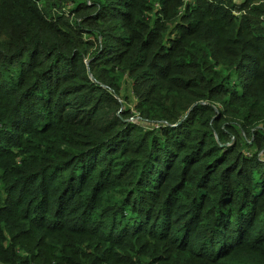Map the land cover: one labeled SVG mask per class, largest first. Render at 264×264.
I'll return each mask as SVG.
<instances>
[{
  "label": "trees",
  "instance_id": "1",
  "mask_svg": "<svg viewBox=\"0 0 264 264\" xmlns=\"http://www.w3.org/2000/svg\"><path fill=\"white\" fill-rule=\"evenodd\" d=\"M259 1L0 0V263L264 264Z\"/></svg>",
  "mask_w": 264,
  "mask_h": 264
},
{
  "label": "rangeland",
  "instance_id": "2",
  "mask_svg": "<svg viewBox=\"0 0 264 264\" xmlns=\"http://www.w3.org/2000/svg\"><path fill=\"white\" fill-rule=\"evenodd\" d=\"M235 1H238V0H235ZM258 4L264 5V0L259 1ZM237 13H239V12H237ZM263 21H264V17H263ZM122 95L127 97V100L125 99L124 104L127 107H131V109H134V106H135L136 103H135V100H134V96L132 95L131 90H130L129 81H127L125 83V88L122 91ZM135 118H136V116H134L132 119H134L136 121L137 119H135ZM88 223H90V222H88ZM24 242H25V240H24ZM0 264H8V263L1 262Z\"/></svg>",
  "mask_w": 264,
  "mask_h": 264
}]
</instances>
